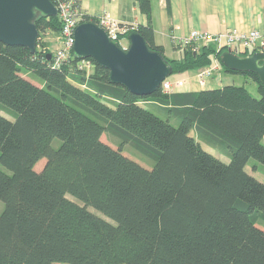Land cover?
I'll return each instance as SVG.
<instances>
[{"label":"trees","instance_id":"trees-1","mask_svg":"<svg viewBox=\"0 0 264 264\" xmlns=\"http://www.w3.org/2000/svg\"><path fill=\"white\" fill-rule=\"evenodd\" d=\"M137 2L148 23L120 38L138 30L173 73L221 64L254 79L260 96L235 83L140 96L93 58L91 72L74 54L54 66L46 37L60 31L58 16L35 20V52L0 40V107L12 116L0 112V264H264V180L247 167L264 164V85L227 68L226 48L213 44L167 56L152 1ZM125 143L154 166L126 155Z\"/></svg>","mask_w":264,"mask_h":264},{"label":"water","instance_id":"water-1","mask_svg":"<svg viewBox=\"0 0 264 264\" xmlns=\"http://www.w3.org/2000/svg\"><path fill=\"white\" fill-rule=\"evenodd\" d=\"M40 15L58 16L56 4L52 0H0V40L35 52L40 34L35 20ZM74 36L72 51L78 59L93 58L109 70L112 83L121 84L134 94L155 93L162 81L174 72L171 62L160 51L150 48L138 30L126 35L128 46L111 38L93 21L78 24ZM220 58L231 70L255 73L264 85L263 51L241 55L226 50Z\"/></svg>","mask_w":264,"mask_h":264},{"label":"crops","instance_id":"crops-1","mask_svg":"<svg viewBox=\"0 0 264 264\" xmlns=\"http://www.w3.org/2000/svg\"><path fill=\"white\" fill-rule=\"evenodd\" d=\"M96 1L97 3H94L92 0H80V3L84 11L88 14H96L105 10L127 26L148 23V16L141 11L137 0ZM151 1L155 42L164 47L167 56L173 58L179 56L180 51L174 47L172 38L174 36H184L195 28L210 32H218L229 26L238 27L242 30L264 28V0ZM55 34L53 33L50 37H46V40L48 42L53 40L54 36H56ZM184 73H190V71ZM212 79L215 78L213 77ZM210 83L211 80L209 81V85ZM227 84H220V87ZM189 88L200 90L213 87L207 86L202 88L196 86L195 83H191ZM148 102L154 103L155 101L151 99Z\"/></svg>","mask_w":264,"mask_h":264},{"label":"built area","instance_id":"built-area-1","mask_svg":"<svg viewBox=\"0 0 264 264\" xmlns=\"http://www.w3.org/2000/svg\"><path fill=\"white\" fill-rule=\"evenodd\" d=\"M54 3L58 8L61 29L56 34L57 47L54 50L53 62L54 66H60L70 54L72 55L75 28L80 22L85 20V11L81 6L80 0H55ZM95 22L103 27L115 40H119V36L127 30V25L121 23L108 11L96 14ZM172 42L174 47L179 50L190 47L196 51L202 45L213 44L218 49L222 47L234 52L245 48L264 52V28L242 30L238 27H230L219 35L195 28L184 36H174ZM79 68L91 72L93 69L92 60L90 58L81 59ZM217 69V64L207 65L202 69H198V81L205 85L208 77L213 75ZM171 76L169 75L162 81L161 90L164 93L182 92L188 83L186 77L181 75V73H178L176 77Z\"/></svg>","mask_w":264,"mask_h":264},{"label":"rangeland","instance_id":"rangeland-1","mask_svg":"<svg viewBox=\"0 0 264 264\" xmlns=\"http://www.w3.org/2000/svg\"><path fill=\"white\" fill-rule=\"evenodd\" d=\"M94 3H97L96 0H92ZM103 9V8H102ZM101 9V10H102ZM100 10V11H101ZM98 11V12H100ZM105 11V10H103ZM101 11V12H103ZM100 12V13H101ZM231 26H229L228 28H230ZM228 28L224 29V30H221V31H218V32H211V33H214L216 35H219V34H222L223 31L227 30ZM256 29V28H255ZM210 32V31H209ZM59 32H57L56 34H58ZM120 43L123 45V46H128V42L126 40V38H122L120 39ZM49 44H50V47L55 50L56 47H57V38L56 36H54L53 40H50L49 41ZM205 45H202V47H204ZM200 49V47L198 48V50ZM204 68V67H201V69ZM200 69V68H198ZM187 70V71H190V73H184V72H181V74L186 77L188 83H187V86L186 88L183 90V91H191V90H194V89H191L189 88L191 83H195L196 86H199V87H220V84L222 85L223 83L227 84V83H230V84H238V85H245L248 90L256 97H259L260 94H259V91H258V86H257V82L252 79V78H246V76L244 74H241V73H231V72H226L224 70V68L222 67V65L220 64V69L216 70L214 72L213 75H210L206 81V84L205 85H202L199 81H198V78H197V70ZM24 77L32 80L34 83L36 84H41V81L37 78H35L34 76H32L30 73H26V72H23L21 73ZM178 73H173L171 77H176ZM215 79H212L213 77ZM222 79V81H221ZM211 80V83L209 85V81ZM220 84H219V82ZM205 89V88H204ZM182 91V90H181ZM153 100V99H152ZM144 104H147L146 107H148L149 109L153 110L155 113L163 116V114L155 107V106H152L151 102H145ZM0 112L12 117L10 114H8V112H6L2 107H0ZM195 131H191V134L193 135H196L194 133ZM102 139L108 143H110L111 145H113L114 147H118L120 146V139L113 135V134H110L109 132H105L103 135H102ZM55 143V147L59 146L60 142L58 139H56L54 141ZM204 147L206 149H209L210 151H213L214 153L220 155L221 159L223 160H229V156L227 155H224L222 153H220L217 149L215 148H212L211 146L207 145L205 142H204ZM123 149H124V153L126 155H128L129 157H131L132 159L138 161L139 163H141L142 165H144L145 167H149V168H152L155 164V161L148 157L147 155L143 154L142 152H140L139 150H137L132 144H124L123 145ZM46 162V159L43 158L42 160H40L37 164H36V169L40 170L41 168H43L44 164ZM248 170L254 175L256 176L258 179H262L264 180V164L260 163V161L252 158L250 159V161L248 162ZM4 202L0 199V213L3 211L4 209ZM258 225L264 227V223L263 222H259ZM61 264H66V263H61Z\"/></svg>","mask_w":264,"mask_h":264},{"label":"clouds","instance_id":"clouds-1","mask_svg":"<svg viewBox=\"0 0 264 264\" xmlns=\"http://www.w3.org/2000/svg\"><path fill=\"white\" fill-rule=\"evenodd\" d=\"M96 14H98V13H96ZM95 14V15H96ZM84 21H92V20H87V19H85ZM83 22V21H82ZM93 22H95V21H93ZM81 23V22H80ZM79 23V24H80ZM99 25V24H98ZM78 26V25H77ZM127 32V31H126ZM125 34V32L124 33H122L120 36H119V40H117V41H119L120 42V39H122V38H120L122 35H124ZM56 35V34H55ZM111 37V36H110ZM40 38V37H39ZM112 38V37H111ZM124 38V37H123ZM176 48V47H175ZM177 49V48H176ZM179 50V49H178ZM226 51V50H225ZM255 51H258V50H255ZM254 51V52H255ZM72 54H73V51H72ZM239 54V53H238ZM172 75V74H171ZM183 92V91H182Z\"/></svg>","mask_w":264,"mask_h":264}]
</instances>
